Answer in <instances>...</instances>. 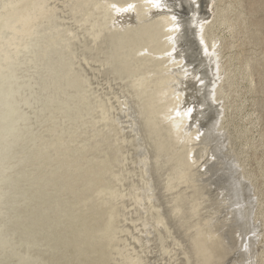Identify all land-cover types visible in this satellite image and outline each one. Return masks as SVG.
Listing matches in <instances>:
<instances>
[{
    "label": "bare ground",
    "instance_id": "obj_1",
    "mask_svg": "<svg viewBox=\"0 0 264 264\" xmlns=\"http://www.w3.org/2000/svg\"><path fill=\"white\" fill-rule=\"evenodd\" d=\"M16 4L13 9L8 10L10 13L7 15L9 22L6 18L0 17V29L1 21H4L7 24V33H10V36L7 35L9 39L17 35L19 30L24 31L25 36H19L23 47H20L21 50L17 52V55L20 52H25L27 56H32L28 60L20 59L18 66L21 68L22 79L16 77V83L22 81V86L28 85L27 87L33 88L34 93L38 94L43 89L40 83L37 87V80L40 78L36 76V82L29 86L31 82H29L30 77L27 70L34 69L33 73H41L44 69L43 66L46 63L53 64L55 59L57 63L62 62L73 68V76H68L64 72H58L57 75L68 81L75 80L74 84L65 88L68 89L67 92L77 91L83 85L84 89L86 88L87 97L82 96L81 101L84 105L97 109L95 125L84 132L86 135L83 137L84 139H79L80 145L87 148V151L89 149L86 153L89 164L93 165L94 159L99 155L93 151V139L97 138L98 133L103 129H111L116 126L120 119L118 113L121 110L123 114L127 115L126 118H129L127 124H130L128 128L123 129L124 132L127 133L130 130L132 138L135 141L139 140L137 145L141 149L149 146L147 150H141L142 153L139 150L137 154L144 155L141 161L142 170L148 169L147 171H149L153 165L155 175L161 182H164L166 177H172V174L168 175L170 169L181 174L170 183L171 190L179 191L173 192L176 197L170 199L168 203H177L180 195L185 194V197L190 198L192 202L195 201L193 205H197L194 209L198 216L193 222L191 238L184 242L183 250L187 251L186 254H182L184 263L198 264L196 262L199 258L198 254L208 251L214 258L222 261L220 264H264V0H159V7L150 0H23ZM32 6L38 8L44 17L38 16L30 21L25 19L26 14L32 12L30 10ZM98 8L105 9L108 32L110 31L116 36V43L129 42V39L135 38L142 45L141 55L145 59L143 67L151 66V68L139 80H142L144 85H153L149 93L159 94V103L153 109L154 112L157 111L161 125L170 128L177 145L176 151L171 155L172 165L162 157L161 152L157 153L149 145L144 134L141 135L140 129H142L143 121L152 116H143L144 109L142 112L138 109L139 106H135L136 103L133 102L131 94L141 97L142 83L138 80L129 81L127 88L131 94L116 84L117 91L115 93L113 90L112 95L115 93L113 96L110 97L107 94L106 97H102L97 95L92 88L93 76L101 78L102 71L98 67L92 66L91 70H86L87 74L82 68V62L91 55L92 51L85 47L84 54V47L81 46L82 40H80V36H77V34L88 36L85 34L86 32L82 34L79 32L83 29L81 22L84 23L83 17L79 15L84 12L90 16L93 10ZM117 9H121V11H117ZM72 12L73 14H70ZM72 15L78 16L77 19L71 17ZM173 17L176 19L173 20ZM171 21H176V25H179L178 30L175 29L176 25L169 24ZM40 23H43L42 30L49 31L45 39H39L40 33L35 31ZM223 26L231 29L232 34H229L231 41L221 37V27ZM201 27L203 31H201ZM52 30L54 31L51 32ZM28 31L29 33H27ZM153 31L160 34L164 45L159 51L151 53L150 50H155L151 45ZM4 35L2 36L4 42L0 43L1 45H5L9 40ZM201 38H203V44H201ZM205 47L208 49V54H205ZM115 51L119 53L116 49ZM150 53L152 57L157 54L161 55L152 59ZM47 54L51 56L48 57L47 62L43 63V66L36 64L35 58L45 59ZM32 58L33 60H31ZM157 60L163 64L160 72ZM93 61V59L89 61L90 65ZM5 62L7 63V61ZM235 62L239 63L240 69H236ZM2 63L0 60V77L4 75ZM0 80L4 81L5 79L0 78ZM246 80L248 86L246 85L243 89L242 85ZM133 83H135V87L132 85ZM247 94L251 95L252 107H256L253 115L255 118L251 116L248 119L254 126L247 131H242L236 121V114L238 113L240 121L244 119L246 106L245 104L239 106L238 102L246 98ZM242 95L243 98H241ZM39 98L40 96L35 97L36 100ZM239 98L241 99L238 100ZM20 104L23 107L27 106L24 101H21ZM188 108L193 109L190 117L185 115ZM177 112L180 115H177ZM158 116L153 115L155 118ZM90 120V116L85 118V124L89 126ZM25 121L32 123L34 121L32 115L26 116ZM140 122L142 123L140 124ZM138 125L141 126L140 129ZM255 126L259 129L258 137L255 135ZM100 127L102 128L99 129ZM66 131H69V134L75 133L69 126L66 127ZM116 134L119 135V133ZM117 135L113 137L115 141L118 138L121 139ZM105 139L107 145L103 148L106 151L111 173L109 174L110 179L103 184V187L106 186L107 190H114L115 181L119 182L120 180V169L119 166H115L114 161L117 160L118 152H115L111 159L113 148L110 146L108 135ZM243 141L245 145H240ZM58 144L60 141L56 140L51 148V151H54V159L59 162L56 171L61 169L63 164L60 152L53 150L59 146ZM96 147L101 148L102 146L96 144ZM118 148L119 146H116L114 150L117 151ZM177 151L179 154L176 155ZM167 154L169 153L163 155ZM152 157L158 162H153ZM51 159L52 157L49 163ZM8 160L16 161V158ZM212 161L214 162L210 165ZM179 165L186 167L183 173ZM76 166H78L80 174L92 171L89 168L84 169V161H79ZM3 169L0 172V216L2 210L6 209L10 212L9 217L13 223L19 220L18 216L24 214V210L27 214L32 208H23L28 205V202L18 201V195L11 193L14 181H11V174L7 173L6 168ZM97 173L103 174L101 171L89 174L88 178L91 182L95 178L99 179ZM33 180L41 182L42 188H46L49 186L50 178L46 177L39 181L34 177ZM53 182L54 180L50 186V193L46 190L43 193L40 191L37 195L41 200L45 198L49 201L47 206H57L54 211L47 207L46 211H43V215L45 218L51 217L48 220L54 224L56 221H70L75 214L70 211L74 207L72 197L62 193L59 185L56 186ZM19 184H21L20 181H17L16 186L20 187ZM144 186H146L144 191H147L148 194L143 198V201L145 200L143 205L141 202L143 194L139 195V205L142 207L138 212V219L144 220L146 226L151 227L149 234L161 242L163 258L172 257L170 253L179 250V248L175 249L174 245L177 246L180 243L175 244L172 236L165 235L167 230L172 231V228H170L168 217L164 214L166 211L160 204L157 192L158 184L156 182V190L153 188L152 182L148 184L145 181ZM105 189L98 191L100 196L104 195ZM121 192L124 193L115 197L116 199L114 198L119 205L123 200L129 198V196H125L123 187ZM80 194H87V192L83 189ZM111 195L113 197L112 193ZM28 198L35 199L33 196H28ZM13 199L18 202L12 206ZM95 201L90 212L100 218V206L97 203L98 200ZM143 206L145 212H142ZM127 208L125 207V210ZM184 208L179 209L176 216L183 214ZM37 209L34 210L37 211ZM75 215L84 218L81 212ZM55 217H57L56 221ZM135 223L133 222V227L136 231L138 225ZM10 227L9 237L6 240L3 229L0 227V264H70V261L56 254L61 250L57 240L50 244L40 242L37 245L33 242L35 234L40 236L37 231L38 225L25 223L20 225L19 223L14 228L10 224ZM67 230L71 231L68 237L81 233H75L72 228ZM125 232L122 228H115L116 234ZM94 233L102 235L100 232L93 231ZM103 233H107V231L105 230ZM172 233L174 234L173 231ZM24 234H27L29 238H25ZM30 235L33 236L30 237ZM132 238L135 241L140 240L135 233ZM2 240H5L4 243ZM115 240L119 241V238L116 236ZM78 242L84 244L87 242V238L81 236ZM192 243L199 244L197 246L199 253L191 251ZM113 244L117 245L116 242ZM126 244L128 245L127 252L130 254L129 258L132 257L128 263L124 261L128 259L125 249L123 254L119 255V261L123 260L122 263L116 258L119 253L116 247L108 249L110 250L108 256H105V253L99 254L96 250L98 245L90 242L85 244L83 249L78 247L72 249L77 250L78 262L76 264H91L96 259L101 261L102 257L109 258L111 264H151L145 261L144 252H139L137 247L130 242L129 236ZM103 247L107 248L104 244ZM73 250L71 252H74ZM183 250L178 253H182ZM14 251H17L18 255Z\"/></svg>",
    "mask_w": 264,
    "mask_h": 264
},
{
    "label": "rangeland",
    "instance_id": "obj_2",
    "mask_svg": "<svg viewBox=\"0 0 264 264\" xmlns=\"http://www.w3.org/2000/svg\"><path fill=\"white\" fill-rule=\"evenodd\" d=\"M18 1L23 0H0V17L6 18L9 22L7 15L10 13L8 10L10 8L13 9V6H16V2ZM30 10L32 12L30 14H26L25 19L30 21L31 19H34L38 16L44 17L43 14L38 11V8L32 6ZM70 14H73V12ZM79 16L83 17L84 20V23L83 21L81 22L83 29L79 32H81L80 34L86 32L85 34H88V36L78 34L77 36H80V40H82L81 46L84 47V54L85 47L92 51L90 53L91 55L85 58L84 62H82V68L86 72L87 69L91 70L92 66L95 68L98 67L102 71L103 75L101 78L93 76L94 81L92 82V88L94 89V92L102 97H106L107 94L111 97L117 91L116 84H118L121 89L124 90L125 88L130 92L129 88H127L128 84L130 83L129 81L138 80L141 82L142 80H139L141 79V76L146 73L149 68H151V66L143 67L145 64V59L141 55L140 48L142 45L140 44L139 40L131 38L129 39V42L116 43V36L112 32H108L109 28L107 25L105 9L98 8L97 10H93L90 16L84 12ZM71 17H75L77 19L78 16L72 15ZM1 23L0 43H3V34H5L4 36H10V33H7V24L4 21H1ZM169 24L176 25V21H171ZM42 28L43 23H40V25L35 28V31L40 33L39 39H45L49 34L48 30H42ZM171 29V31H173V28ZM53 31L54 30L51 32ZM231 32L232 31L230 28L223 26L221 27L220 35L222 38L225 37L227 40L231 41V35H229L232 34ZM23 33L24 31L19 30L18 34L14 35L10 39L8 36L6 37V39L9 40L5 45L0 44V60L3 62L2 69L4 70V75L0 78L5 79L4 81L0 80V172L1 169L6 168L7 173L11 174V181H14L12 186L13 191H11V193H16L18 195V201L28 202V205L23 206V208H32V210L28 211L27 214H25L26 211L24 210V214L18 216L19 220L13 223L9 217L10 212H8L6 209L2 210V215L0 216V227L3 229L5 240L9 237V230L11 229L10 224H12V228H14L16 224L19 223L20 225L23 223L31 225L33 223L32 220L36 219L34 224L38 225L37 231L40 236L35 234V238H31L33 242L38 245L40 242L50 244L55 243L57 240V243L60 244L61 250L56 254L63 256L65 259H67V261H70V264H76L78 262V256L76 254L77 250L74 251L72 248L78 247L83 249V246L88 242L98 245L96 248L97 252L99 254L105 253V256H108L110 252L108 249L116 247V249L119 251L118 256H116L118 261L119 255L123 254L125 249L128 259L124 261L128 263V261H131L132 258H129L130 254L127 252L128 245L126 244V240L128 236L130 242H132L134 246L137 247L138 251L144 252L143 256L145 257V261L147 263L185 264L183 260L184 258L182 256L183 253H187L186 250H183L184 242L185 240L187 241L191 238L192 227L194 225L193 222L198 215L195 213L196 209H194L197 207V205H193L195 201L192 202L190 198L188 199L185 197V194L180 195V199L177 201V203H168L170 199L176 197L173 192L176 193L179 191L171 190L170 183L174 178L181 174L173 169H170L168 175L172 174V177H166L164 182H161L155 175L153 165V168L152 166H149V171H147L148 169H146V171L142 170L141 161L144 155L141 154L140 156L137 154L139 153V150L142 153L141 150L145 151L147 148H149V146H145L141 149L137 145L139 140L135 141V139L132 138L129 133L130 130H128L127 133L124 132L123 129L128 128L130 124H127L129 118H126L127 115L123 114L121 110L118 113L120 114V119L119 122L116 123V126L111 129H103V131L98 133V137L93 139V151L99 155H97V157L94 159L93 165H90L88 161L89 158L86 156V153L89 151V149L87 151V148L82 147L80 145L79 139L86 136L84 135V132L95 125L97 109L92 106L84 105L83 101H81L83 98L82 96H86V88L84 89L83 85L82 88L78 89L77 91L67 92L68 89H65L68 86L74 84L73 81L75 80L73 79L68 81L64 77L58 76L57 73L64 72L67 73L68 76H73V68L70 65L64 64L62 62L57 63V60L55 59V62L53 63L54 65L52 63L48 65V63H46V65L43 66V63L47 62L48 57L51 56L48 55L49 53L45 59H34L36 64H41L44 67L41 73H33L35 72L34 69L27 70L30 77L29 82H31L29 86L36 82V76L40 78L37 80V87H39L40 83L41 87L43 88L40 93H34V89L27 87L28 85L22 86V81L21 83H16V77H19L20 80L22 79L21 68L18 66L20 59L26 58L28 60L29 57H32L27 56L25 52H20L19 55H17V52L21 50L20 47H23L22 41L19 38L20 35L25 36ZM27 33H29V31ZM83 36L84 38H81ZM151 45L153 48H155V50H150L151 53L153 51H159L164 45L163 39H161L160 34L156 31L152 32ZM248 48L250 49L251 47ZM115 49L119 53H116ZM81 52L83 53V50H81ZM151 53L150 57L152 59H156L157 55L158 57L161 55L157 54L155 57H152ZM91 59L94 61L90 65L89 61ZM31 60H33V58ZM5 61H7V63ZM157 62L160 72L163 64L158 60ZM148 65L150 64L148 63ZM235 65L236 69H240L238 62H235ZM59 74L61 75V73ZM127 78L128 81H126ZM134 84L135 83L132 85L135 87ZM246 85L248 86L247 80L243 83L242 88L244 89ZM152 86L153 85H144V83H142L141 90L144 94L140 92L141 97H135L130 92L133 102L136 103L135 106H139L138 109H140L142 112L144 109L143 116H152L147 120L144 117L145 120L143 121L142 129H140L141 126L139 125L138 128L141 131V135L143 136L144 134L146 136L149 145L157 153L158 151L161 152L162 157L171 164V155L174 151H176L175 148L177 145L174 141L170 128L162 126L157 111L154 112L153 108L159 103V94L155 92L149 93ZM78 87L80 86L78 85ZM113 90L115 93L112 95V92H114ZM37 96H40V98L36 100L35 97ZM245 97L246 98L241 99L243 98L242 95V97L238 99H241L238 102L239 106H242V104H245L246 106L244 110V119L240 121L238 113L236 114V121L239 123V129L242 131H247V129L249 130L254 126V124L251 121H248V119L254 115V110L256 109V107H252L251 95L247 94ZM2 101L5 103L2 104ZM21 101H24L27 106L23 107L20 104ZM64 112L67 114H63ZM152 114L158 117L155 118ZM29 115H32L34 120L32 123L25 121V117ZM89 116L91 120L90 125L88 126L85 124L84 119ZM253 117L255 118V116ZM82 122L83 124H81ZM141 123L142 122H140V124ZM67 126L73 129L75 133L69 134L70 132L66 131ZM101 128L102 127L99 129ZM258 130L259 129L256 127V137H258ZM116 133H119V135ZM66 135L68 136L65 138ZM107 135L109 136L110 146L113 148L111 151V159L113 154L118 152V162L117 160L114 161L116 164L115 166H119L120 169V180L119 182L115 181L114 190L112 189L113 191L111 189H105L106 186L103 187V184L108 179H110L109 174L111 173L106 151L105 148H103L107 145V141L105 139ZM114 135L120 136L121 139L118 138V142L115 141V139H113ZM56 140H59L60 144H58V148L55 147L53 150L60 152V157L63 159L61 169H58V171L55 169L59 166V162H57L58 160L54 159L53 157L54 151H51V148ZM96 144H101L102 147L98 148L96 147ZM140 144H142L141 141ZM241 144L245 145L244 141L241 142L240 145ZM116 146H119L117 151L114 150ZM164 153L169 154L164 156ZM100 154L103 156H100ZM177 154H179L178 151L176 152V155ZM50 156L52 159L49 163L51 158ZM98 156H100L99 159H97ZM13 158H16V161L8 160ZM152 159L153 162H158V160L154 159V157H152ZM79 161H84V169L89 168L92 170L91 172L101 171L103 174L97 173L99 179L95 178L91 182L88 178L91 172L80 174L78 166H76ZM213 162L214 161H212V163L210 162V165H212ZM179 166L182 168L181 172L183 173V171L186 170V167L181 165ZM34 177H36L39 181L44 180L46 177L50 178V181L48 182L49 186L42 188V183L34 181ZM167 178L169 180L168 184ZM53 180V183H55L56 186L59 185V189H62V193H66L67 196L69 195L72 197L74 207L70 211L75 212V214H80L81 212V215H83L84 218H80L78 215L76 216L74 214L72 220L67 222H58L56 221L57 217H55L56 223L54 224L48 220L51 219V217H44L43 211H46L47 207L54 211V208L57 206H47L49 201L45 198L41 200V198L37 195L40 193V191L43 193L46 192V190L48 193H50V186ZM99 180H101V182H99ZM17 181H20V187L16 186ZM145 181L148 184L149 182H152L153 188L155 190L157 182V192L159 194L160 204L161 206L163 205V208L166 211L163 213L168 217L169 224L171 226L170 228H172L171 230L174 232L173 234L172 231L168 229L165 235L172 236L175 244L177 242L180 243L177 246L174 245L175 249L179 248L178 252L183 250L182 253L173 251L170 253L172 254V257H165L166 260L163 258L161 242L149 234L151 227L146 226V222H144V220L140 221L138 219V212L141 210V207L145 201H143V198L146 194H148L147 191H144L146 190V186H144ZM94 183L95 185H92ZM89 185L92 186L89 187ZM122 187L123 191H125V196H129V198L123 200L122 204L119 205L118 202L114 200V198L120 196L121 193H124L121 192ZM83 189L87 192V194H80L81 190ZM101 189H105V193L102 196H100V192H98ZM96 192L98 193L95 195ZM110 192L113 194V197ZM141 194H143L141 197L142 205H139V195ZM28 196H33L35 199H29ZM99 197L101 198L99 199ZM110 199H112L111 202ZM95 200H98L97 203L100 206V218H97L90 212V208H93L96 202ZM17 202H15L13 199L11 205L13 206L14 204H17ZM125 207L128 208L125 210ZM183 207H185L183 214L176 216L178 210L182 209ZM35 208H38L37 211L34 210ZM76 209H78L79 212L75 211ZM143 209L144 210L142 212H145L144 206ZM128 219H130V221H128ZM118 222L120 224L119 226ZM133 222H136L135 224L138 225V228L136 227V231L133 227ZM68 228H72L75 233H81L79 235L68 237L71 232L70 230H67ZM115 228H122L126 232L116 234ZM105 230L107 233H103ZM93 231L100 232L102 235H97L95 233L93 234ZM65 233H67V235H65ZM132 233L137 234L140 240L135 241L132 238ZM23 236L27 239L29 238L27 234H24ZM32 236L33 235H30V237ZM81 236H85V238H87L86 243L82 244L78 242ZM116 236L119 238V241L115 240ZM111 237H114V239H111ZM5 240H2V243H4L3 241ZM114 242H116L117 245H114ZM103 244L107 246V248L103 247ZM191 246V251L193 253H197V246H199V244L197 243L195 245V243H192ZM71 250L74 252H71ZM17 251L23 253L22 251ZM17 251H14L16 255H18ZM198 256L199 258L196 261L198 264H220L222 262L219 259L214 258L208 251H202V254H198ZM108 259L109 258L102 257L101 261L96 259L91 264H111V260ZM119 262L122 263L123 260Z\"/></svg>",
    "mask_w": 264,
    "mask_h": 264
},
{
    "label": "snow or ice",
    "instance_id": "obj_3",
    "mask_svg": "<svg viewBox=\"0 0 264 264\" xmlns=\"http://www.w3.org/2000/svg\"><path fill=\"white\" fill-rule=\"evenodd\" d=\"M150 2L154 3L157 7L160 6V4H159V0H150ZM113 7H116V6L113 5ZM129 7H132V6L129 5ZM117 11H121V9H117ZM175 19H176V18L173 17V20H175ZM178 28H179V25H176V26H175V29L178 30ZM201 31H203V28H202V27H201ZM203 43H204L203 38H201V44H203ZM213 47H215V45H213ZM173 50H174V49H173ZM205 54H208V49H207V47H205ZM169 55H171V53H169ZM217 67H218V66H217ZM192 111H193L192 108H188V109L186 110V112H185V115H187V116L190 117ZM177 115H180V113L177 112ZM197 139H199V136H197Z\"/></svg>",
    "mask_w": 264,
    "mask_h": 264
}]
</instances>
